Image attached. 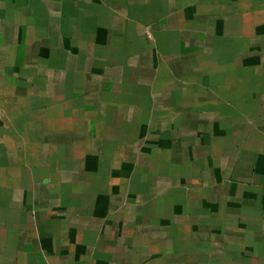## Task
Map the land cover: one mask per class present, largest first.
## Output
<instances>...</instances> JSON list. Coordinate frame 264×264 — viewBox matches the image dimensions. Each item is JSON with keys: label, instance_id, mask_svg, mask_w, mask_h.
<instances>
[{"label": "crops", "instance_id": "1", "mask_svg": "<svg viewBox=\"0 0 264 264\" xmlns=\"http://www.w3.org/2000/svg\"><path fill=\"white\" fill-rule=\"evenodd\" d=\"M0 264H264V0H0Z\"/></svg>", "mask_w": 264, "mask_h": 264}]
</instances>
